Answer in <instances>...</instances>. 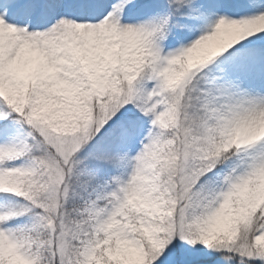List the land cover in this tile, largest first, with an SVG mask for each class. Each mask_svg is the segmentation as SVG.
<instances>
[{
    "label": "snow or ice",
    "instance_id": "obj_1",
    "mask_svg": "<svg viewBox=\"0 0 264 264\" xmlns=\"http://www.w3.org/2000/svg\"><path fill=\"white\" fill-rule=\"evenodd\" d=\"M0 264H264V0H0Z\"/></svg>",
    "mask_w": 264,
    "mask_h": 264
}]
</instances>
